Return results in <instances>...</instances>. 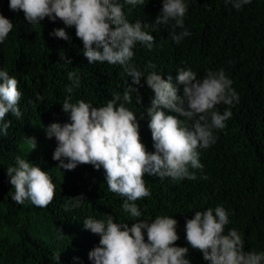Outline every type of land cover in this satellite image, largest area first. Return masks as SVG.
I'll return each mask as SVG.
<instances>
[{
  "label": "trees",
  "instance_id": "16d2710c",
  "mask_svg": "<svg viewBox=\"0 0 264 264\" xmlns=\"http://www.w3.org/2000/svg\"><path fill=\"white\" fill-rule=\"evenodd\" d=\"M9 3L10 0H0V14L14 25L0 43V71L17 79L22 115L17 118L8 113L0 122L11 121L7 135L0 128V264H94L89 252L99 245L100 237L86 230L83 222L92 218L106 223L109 215L114 223L129 226L138 220L174 218L180 237L175 246L189 249L186 258L191 264H210L188 244L185 225L196 211L212 209L215 215L218 206L228 215L225 234L236 229L245 252H264V0H252L240 10L225 0H185L188 10L184 28L191 35L179 44L172 39L174 21L155 22L163 0H145L136 6L124 4L128 21H140L142 30L155 38L151 49L140 42L133 48L130 63L142 72L143 86L133 85L138 93L132 91L131 103H124L137 116L141 142L148 152L155 151L147 113L155 94L146 84L148 75L155 73L165 80L171 76L170 82L182 96L183 86L176 80L179 70H192L202 80L210 71L218 73L222 69L239 96V103L234 101L233 106H216L221 114L230 108L232 116L224 129L214 130L215 144L197 149L203 168L189 165V172L195 173L196 179L173 180L145 174L151 195L136 201L142 214L139 218L125 212V198L108 189L102 167H58L59 161L53 160L57 141L55 137L47 138L45 131L52 123L70 122L69 114L62 110L66 99L104 107L120 95L119 106L124 91L132 84L124 66L106 61L89 63L74 27L48 18L40 24L28 23L22 11L10 10ZM59 28L67 32L69 40L51 35ZM61 52L66 59H61ZM69 59L71 64L66 63ZM69 72L79 78V87L73 86L75 81L69 80ZM70 86L71 93L67 91ZM178 118L191 128L192 121ZM31 138L36 139L37 146H49L26 149ZM17 157L40 167L54 183V200L46 208L12 200L15 189L7 169L17 167ZM81 195L84 200L75 206L73 197ZM144 234L147 242L146 230Z\"/></svg>",
  "mask_w": 264,
  "mask_h": 264
},
{
  "label": "clouds",
  "instance_id": "9594fccd",
  "mask_svg": "<svg viewBox=\"0 0 264 264\" xmlns=\"http://www.w3.org/2000/svg\"><path fill=\"white\" fill-rule=\"evenodd\" d=\"M144 2L10 0L9 3L10 10L22 11L28 23L40 24L48 18L53 22L59 19L65 26L74 27L89 63L106 61L122 65L131 78L132 84L124 91L123 102L119 106L120 95L104 107H92L83 100L71 103L66 99L62 110L69 114L70 122L63 125L52 123L45 131L47 138L55 137L57 141L53 160L59 161L58 167L64 170H74L78 165H92L96 170L102 167L108 189L125 198L123 209L132 218L142 215L136 201L151 195L145 185V174L171 177L173 180L196 179L195 173L189 172V165L193 169L203 168L197 149H207L215 144L214 130L224 129L225 122L232 116L230 108L221 114L216 106L221 103L233 106L234 101L239 103V96L232 88L233 81L222 69L218 73L210 71L202 80H198L192 70H179L176 80L183 86L182 96L170 82L171 76L165 80L155 73L148 75L146 84L155 94L151 107L147 109L155 151L146 150L141 142L137 116L124 106V103H131L132 91L138 93L133 85L143 86L142 72L130 63L134 56L133 48L140 42L151 49L155 38L142 30L140 21L130 23L123 8L124 4L136 6ZM230 2L240 10L252 0H225L226 4ZM187 10L185 0H163L161 14L155 20L157 24L174 21L172 39L177 44L191 35L184 28ZM13 27L12 21L0 14V43L5 41ZM176 28L184 31L177 33ZM51 35L69 40L63 28L55 29ZM61 59H66L63 52ZM66 63L72 62L69 59ZM68 78L75 81L74 87H79V78L74 72H69ZM67 91L71 93L73 87H68ZM21 97L17 79L10 77L7 71H0V122L8 113L21 117ZM165 110L177 115L167 114ZM178 116L192 121L191 128ZM10 124L11 121L0 124L4 135H7ZM31 147L34 150L37 147L35 138H31ZM7 172L15 189L12 200L16 203L29 201L36 207L46 208L53 202L55 185L40 167L17 157V167H9ZM73 199L75 206H79L84 197ZM83 223L86 230L100 237L99 245L89 252V259L94 264H191L186 258L189 249L175 246L180 237L178 221L174 218L161 216L152 222L138 220L129 226L128 223H114L109 215L106 223L92 218L85 219ZM228 223L223 207H216L215 215L212 209L196 211L194 217L186 221L185 238L191 248L201 252L210 264H264V252H245L244 241L236 229L225 234ZM56 259L60 260V256Z\"/></svg>",
  "mask_w": 264,
  "mask_h": 264
},
{
  "label": "rangeland",
  "instance_id": "374dc122",
  "mask_svg": "<svg viewBox=\"0 0 264 264\" xmlns=\"http://www.w3.org/2000/svg\"><path fill=\"white\" fill-rule=\"evenodd\" d=\"M47 146H49V144H47V143H43V144L38 145L36 148H37V149H43V148H45V147H47ZM24 147H25L26 149H28V148H32V147H31V144H30V145H29V144H28V145H25Z\"/></svg>",
  "mask_w": 264,
  "mask_h": 264
}]
</instances>
